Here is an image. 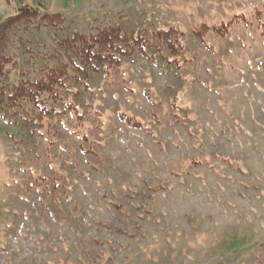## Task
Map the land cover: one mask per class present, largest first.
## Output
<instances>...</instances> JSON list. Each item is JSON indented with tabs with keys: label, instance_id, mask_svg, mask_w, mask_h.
<instances>
[{
	"label": "rangeland",
	"instance_id": "obj_1",
	"mask_svg": "<svg viewBox=\"0 0 264 264\" xmlns=\"http://www.w3.org/2000/svg\"><path fill=\"white\" fill-rule=\"evenodd\" d=\"M23 5L64 21L11 33L9 86L73 31L175 28L184 51L124 60L40 126L0 108V264H264V0H0V21Z\"/></svg>",
	"mask_w": 264,
	"mask_h": 264
},
{
	"label": "trees",
	"instance_id": "obj_2",
	"mask_svg": "<svg viewBox=\"0 0 264 264\" xmlns=\"http://www.w3.org/2000/svg\"><path fill=\"white\" fill-rule=\"evenodd\" d=\"M258 16L264 24V10L258 12ZM35 19L52 28H57L64 21L58 12L40 13L27 5L0 21V108L24 109L25 105L31 104L38 111L34 118L39 126L42 119L51 114L64 115L68 110L77 113L73 105L67 102V96L78 97L81 90H89L90 81L100 76L107 77L112 69L118 68L126 59L136 55L150 59L154 53L161 55L162 47L169 53L168 56L161 55L165 63H177L183 56L179 30L175 28L152 27L149 31H141L111 25L99 27L90 34L73 31L56 39L62 53L48 56L54 59V64L45 63L31 78L27 77L26 72L24 78L9 86V66L15 64L7 53L10 35L21 26L27 29ZM231 23L210 26L206 30L221 34ZM62 55L65 60H62ZM120 118L127 123L137 124L124 114H120Z\"/></svg>",
	"mask_w": 264,
	"mask_h": 264
}]
</instances>
